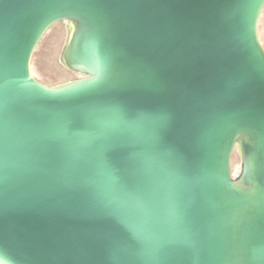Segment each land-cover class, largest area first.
I'll use <instances>...</instances> for the list:
<instances>
[{
	"label": "water",
	"instance_id": "water-1",
	"mask_svg": "<svg viewBox=\"0 0 264 264\" xmlns=\"http://www.w3.org/2000/svg\"><path fill=\"white\" fill-rule=\"evenodd\" d=\"M263 9L0 0V264H264ZM64 21L84 77L49 88Z\"/></svg>",
	"mask_w": 264,
	"mask_h": 264
},
{
	"label": "rangeland",
	"instance_id": "rangeland-1",
	"mask_svg": "<svg viewBox=\"0 0 264 264\" xmlns=\"http://www.w3.org/2000/svg\"><path fill=\"white\" fill-rule=\"evenodd\" d=\"M72 26L64 21L53 26L44 35L32 57L31 71L34 78L49 88L59 87L84 76L70 70L63 61L65 49L68 46ZM259 36L264 46V9L259 23ZM232 174L239 177L242 169V158L236 149L231 159Z\"/></svg>",
	"mask_w": 264,
	"mask_h": 264
}]
</instances>
